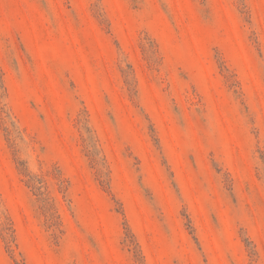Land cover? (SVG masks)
<instances>
[{
  "label": "rangeland",
  "instance_id": "1",
  "mask_svg": "<svg viewBox=\"0 0 264 264\" xmlns=\"http://www.w3.org/2000/svg\"><path fill=\"white\" fill-rule=\"evenodd\" d=\"M0 264H264V0H0Z\"/></svg>",
  "mask_w": 264,
  "mask_h": 264
}]
</instances>
